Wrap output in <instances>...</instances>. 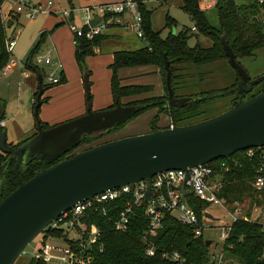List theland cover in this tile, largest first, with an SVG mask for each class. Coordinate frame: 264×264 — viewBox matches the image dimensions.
Here are the masks:
<instances>
[{"label": "trees", "instance_id": "obj_1", "mask_svg": "<svg viewBox=\"0 0 264 264\" xmlns=\"http://www.w3.org/2000/svg\"><path fill=\"white\" fill-rule=\"evenodd\" d=\"M5 0H0V44L2 56L0 59V69L10 61V55L6 51L5 37L6 31L2 22L1 8ZM143 16V29L145 40L148 45L136 50H119L114 52V60L111 64L113 77L111 88L114 103L108 109L117 107L130 108L133 112L120 123L109 126L105 131L94 134H85L79 143L68 148L53 162H46L41 157L33 156L29 163L19 167V176L26 182L43 168H48L76 153L77 148L87 145L90 142L99 141L109 133H115L132 119H135L149 111L156 109V114L151 119L150 132L170 128V125L183 126L202 121L201 116L205 113L204 104L215 97L226 95L233 96V104L240 99L246 100L264 91V77L256 78L252 88L245 91L246 96L239 91L241 76L238 73L235 83L229 87L208 92H186L191 90L187 84V77L191 72L183 65L194 64L204 65L221 60L231 62L232 55L235 63L244 67L241 58L252 56L255 51L264 48V22L262 11L264 2L259 0H217L215 7L220 20V27L215 28L209 22L206 11L202 8L201 0H182V8L190 15L194 27L201 34L209 37L213 41V46L209 48L197 44L190 46L189 32L184 30L178 34L170 33L167 37H162L161 31L154 30L152 26L153 11L149 9L143 0H137ZM73 6L74 0H68ZM16 17V16H15ZM14 17V18H15ZM17 19V18H15ZM166 25L172 27L176 20L169 15ZM13 20H11V23ZM46 32H43L38 42L33 46L26 66L29 70L40 74L43 81V74L40 67L33 62L34 54L46 41ZM106 39L105 34H100L93 39L79 38L75 42V57L83 71L85 69V59L94 55L96 47H100ZM156 66L160 69L164 82V94L161 96L140 97L153 91L152 85L124 84L120 76V70L129 67ZM187 70V71H184ZM86 75L89 73L86 71ZM202 79L210 77L209 74H202ZM252 79L251 80H256ZM66 77H61L59 83L66 82ZM52 84V85H56ZM262 86V88H256ZM46 90V86H44ZM183 89L184 91H181ZM180 90L182 93H179ZM38 93H35L33 101V111L38 103ZM43 96V95H42ZM41 96V105L48 101ZM140 97L124 101L127 98ZM91 98V96H90ZM232 104V106H233ZM231 106V107H232ZM41 107V106H40ZM107 110V109H106ZM40 112V108H39ZM166 115L170 119L167 127L160 126L161 116ZM205 120V118H203ZM208 119V118H207ZM36 121V119H35ZM56 126V125H54ZM41 127L47 130L53 126L41 120ZM37 129V123H36ZM38 134L37 131L25 141L17 144L10 143L14 147L22 145L27 140ZM92 147V146H91ZM248 155V149L234 153L229 159L220 158L212 161L211 166L220 168L222 162L229 163L230 168L223 173V188L220 196L225 199L226 204L243 202L249 198L253 205L264 208V188L258 189L254 185L256 169L259 165V154ZM9 158V154L0 151V166ZM14 159L5 172L3 188L0 192V201L12 193L19 186V179L15 173ZM188 203L195 208L198 216H202L203 211L208 207V203L194 195L187 196ZM84 222L90 226L96 224L100 229L97 243L84 249L79 253L83 264H177L174 261L163 258V253L168 251H178L187 259L188 264H211V257L214 252L211 245L207 246L205 235L196 236L192 226L181 223L175 216L168 213L164 222V227L153 237L156 248L154 256L146 253V244L142 237L147 230L149 223L143 206L137 208L136 215L131 217L129 228L125 232L117 231L109 216H104L93 209L87 211ZM56 236H61V232H53ZM213 242V240H212ZM71 246L73 242H69ZM225 264H264V229L259 220L240 219L233 224L229 238L223 248ZM31 264H47L38 258H33Z\"/></svg>", "mask_w": 264, "mask_h": 264}, {"label": "water", "instance_id": "obj_2", "mask_svg": "<svg viewBox=\"0 0 264 264\" xmlns=\"http://www.w3.org/2000/svg\"><path fill=\"white\" fill-rule=\"evenodd\" d=\"M99 20L95 18L91 24L95 25ZM230 54L231 63L241 76L239 91L245 97V91L258 80H251L247 70L236 64L235 57ZM1 56L0 44V59ZM87 91L89 93L88 85ZM43 93L39 75L38 103L34 110L38 134L18 147L8 143V134L2 124L5 107L0 100V150L9 154L0 166V192L5 172L14 159V170L19 179V186L0 201V264H15L27 245L44 233L51 221L79 201L142 179L149 181L146 198L151 199V178L159 172L188 171L190 167L220 158L229 159L238 151L264 146L262 91L199 122L111 140L76 152L41 169L24 182L19 176V167L29 163L33 156L52 162L79 143L83 135L103 132L133 112L124 107L98 112L89 108L82 116L43 130L39 117ZM182 193L184 195L185 185ZM206 216L218 219L209 212ZM211 244L212 240H207L206 245Z\"/></svg>", "mask_w": 264, "mask_h": 264}, {"label": "rangeland", "instance_id": "obj_3", "mask_svg": "<svg viewBox=\"0 0 264 264\" xmlns=\"http://www.w3.org/2000/svg\"><path fill=\"white\" fill-rule=\"evenodd\" d=\"M26 1L33 5L41 6L43 12L34 19H28L25 17L24 13L20 14L23 27L18 37L17 45L14 48V56L19 61V64L16 65L15 63L13 70L10 72L13 73L12 78L8 79L5 75L0 79V98L4 99L7 103L5 120L8 130V143L13 144L25 141L37 131L35 115L33 113V99H35V93L39 90V82L35 72L30 71L26 63L31 49L38 42L43 32H46V41L34 54L33 62L42 70L43 85L48 87L42 96L43 99L45 100L47 97L51 96V99L41 105L39 112L40 119L48 123L49 126L59 125V123L61 124L66 121L57 120L62 116H64L63 119H65L70 117V114L72 115L73 113H80L82 111L85 112L89 108L97 112L110 108L114 103L111 88L113 77V68L111 64L114 60V52L119 50H136L148 45L146 40L140 38L137 32L130 29L124 27H111L106 29L103 33L106 39L102 42L99 52L85 59V69L89 73L88 79L90 81L88 93L84 81L86 71H83L75 57V34L71 30L69 23L58 13H55V6L60 5L68 9L71 4H69L68 0ZM216 1L217 0H201V5L206 11L207 18L212 26L219 28L220 20L215 7ZM8 2V7L13 6L11 9L15 11L16 3L13 0H8ZM50 3L52 4L50 5ZM77 4L79 6L80 2H77ZM145 4L153 11L152 26L154 30L161 31L162 37L165 38L170 33L178 34L184 30L191 29L188 39L190 46L193 47L197 44L205 48L213 46V41L209 37L201 34L195 29L190 15L182 8V0H148L145 1ZM168 15L176 20V24L172 27L166 25ZM12 16L15 17L14 14ZM261 17L264 22V10L262 11ZM15 18H17V16ZM80 22L81 20L79 19L75 21L76 24H80ZM41 25L43 26L41 27ZM115 35L118 36L115 37ZM49 51H52V55H50L52 61L48 63H37V59L39 57H46ZM56 54L61 62L55 63ZM239 60L252 79L264 76V48L255 51L252 56ZM53 63L55 64L53 65ZM183 66L188 68V71H184L191 72L192 74L187 77V84L190 86L191 90L186 92L200 93L229 87L235 83L236 76L239 73L238 69L229 60H221L204 65L185 64ZM152 67H138V70ZM62 70H64L66 74L67 81L52 85V82L48 81L47 76L55 73L56 76L60 77V72ZM23 73L28 75L22 76ZM202 74H209L210 77L202 79ZM62 85L66 93V101H63L62 99L64 98L61 97L64 92L56 93ZM260 88H262V86L256 88L255 91ZM181 91L184 90L181 89ZM181 91L179 93H182ZM232 104L233 96L231 95L215 97L204 104L203 110L205 113L201 118L204 120L203 118L207 119L221 114L231 108ZM155 113V109L146 111L139 117L126 123L121 130L112 134L109 133L99 141H92L88 146L90 145L91 148V146L93 147L111 140L133 136L139 133H146L150 128L149 120ZM78 115L80 114H76V116ZM159 124L162 126L168 125L165 121ZM86 148L87 145H83L77 148L76 152H80ZM241 207L243 212L250 218H256L258 214H261V218H264V208L261 210L262 207L259 208L257 205H253L249 198L241 203ZM207 210L213 214L214 217L221 218L226 223L231 222L230 212H232V210L230 207L227 206L225 208L219 204H210ZM220 224L222 223H213L215 226ZM43 236L44 234L41 233L29 243L15 264H31L32 259L36 258L42 245ZM205 236L213 240L211 244L212 252L221 250L222 242L219 240L216 230L207 231ZM50 241L54 246L65 247L66 245L65 241L61 238H50ZM56 254L60 255V253ZM47 264L61 263L54 260Z\"/></svg>", "mask_w": 264, "mask_h": 264}, {"label": "built area", "instance_id": "obj_4", "mask_svg": "<svg viewBox=\"0 0 264 264\" xmlns=\"http://www.w3.org/2000/svg\"><path fill=\"white\" fill-rule=\"evenodd\" d=\"M13 1L16 3L15 13H24L28 19H34L43 12L41 6L33 5L26 0ZM259 2L263 3L264 0H259ZM56 13L69 22L70 28L75 34L74 43L79 38L93 39L111 27L130 29L137 32L138 36L145 40L143 16L137 0H118L103 4L74 6L68 9L59 8ZM76 16H80V24L75 23V18L74 20L71 19ZM95 18H100V20L97 24L92 25L91 22ZM16 21L11 23V20L2 16L6 31V51L11 59L0 69V78L10 72L15 63L19 64L14 56V48L17 45L18 35L22 31V27ZM42 62H51V57L49 55L39 57L37 63ZM23 74L24 76L27 75L26 73ZM47 79L52 84L60 81V77L56 76L55 73L48 75ZM172 127H174L173 124L170 125V128ZM255 148L258 149L257 153L260 161L255 171L254 185L256 188L262 189L264 188V146ZM255 154L256 150L253 148L248 149L249 156ZM229 168V163L222 162L220 168H215L207 163L190 167L188 171L170 169L159 172L151 178V199L146 198L149 181L148 179H142L134 184L130 183L107 189L92 198L79 201L49 223L43 233V242L36 258L46 263L56 260L61 264H83L78 252L73 247L76 246L79 253H81L84 249L97 243L100 235V229L96 224L88 226L84 222L88 210L93 209L104 216H109L113 221L115 230L125 232L129 228L131 217L136 215L137 208L143 206L144 213L149 221L147 230L142 237L147 246L146 253L148 256L156 254L152 239L163 229L166 215L170 213L181 223L192 226L196 236L205 235L209 230H216L219 240L222 242V248L212 254L211 264H225L224 244L229 238L233 224L236 221L240 219L259 220L264 229V218H261V214H258L256 218H250L243 212L241 202L228 205L225 199L220 196L223 188V173ZM183 185H185L184 195L182 193ZM189 195H194L207 202L208 206L219 204L225 208L230 207L232 210L230 212L231 222L226 223L221 218L212 219L206 216V213L209 212L208 207L203 211L201 217L198 216L195 208L187 201ZM215 222L222 224L215 226L213 225ZM56 231L61 232V236H56L53 233ZM54 237L63 239L66 243L65 247L54 246L50 241V238ZM69 242H73V245L71 246ZM56 253H60V255ZM162 256L177 264H188L187 259L178 251H166Z\"/></svg>", "mask_w": 264, "mask_h": 264}, {"label": "crops", "instance_id": "obj_5", "mask_svg": "<svg viewBox=\"0 0 264 264\" xmlns=\"http://www.w3.org/2000/svg\"><path fill=\"white\" fill-rule=\"evenodd\" d=\"M115 1H118V0H74V2H73V6H70V7H79V6H83V5H88V4H103V3H108V2H115ZM162 1V0H161ZM77 2H80V4H79V6H78V4H77ZM8 0H5L4 1V3L2 4V8H1V15L3 16V18H5V19H8V20H13V21H15V20H17L16 21V23L17 24H19V25H21V27H23V24L21 23V17H20V14H16L15 13V11L13 10V9H11V7L13 8V6H9L8 7ZM56 7V8H55ZM54 8H55V13H56V10H58L59 8H63L62 6H60V5H58V6H55ZM69 7V8H70ZM5 8V9H4ZM15 15V16H17V19H15L12 15ZM19 16V17H18ZM62 17V16H61ZM80 16H76V17H72L71 19H73L74 20V18H75V20L74 21H76V20H81L80 18H79ZM63 18V17H62ZM64 19V18H63ZM65 21H67L66 19H64ZM68 22V21H67ZM69 23V22H68ZM16 24V25H17ZM43 25H41V27H42ZM21 34V33H20ZM19 34V35H20ZM19 35H18V37H19ZM118 35H115V37H117ZM17 42H18V40H17ZM75 44V43H74ZM99 48L100 47H96V49H95V52H99ZM52 51H49V52H47V54L46 55H52V53H51ZM51 53V54H50ZM54 60V59H53ZM51 61H52V59H51ZM55 63L56 62H59L60 61V59L58 58V55L56 54V58H55ZM61 62V61H60ZM55 63H53V65L55 64ZM52 64V63H51ZM17 65V64H16ZM139 67H145V66H139ZM148 67H152L151 65H149ZM14 68V67H13ZM13 68H12V70H13ZM143 70H138V67H129V68H123V69H121L120 70V76L122 77V79H123V83L124 84H139V85H152L153 86V91L152 92H150V93H148V94H144V95H141L140 97H151V96H161V95H163L164 94V91H165V89H164V82H163V78H162V75H161V71H160V69L158 68V67H156V66H154V67H152V68H142ZM11 70V71H12ZM10 71V72H11ZM30 71H32V70H30ZM10 72H8L7 74H6V77L8 78V79H10V78H12V74L13 73H10ZM35 74L37 75V79H38V82H39V73H37V72H35ZM28 75V74H27ZM27 75H25V76H27ZM22 76H24V74L22 75ZM4 77V76H3ZM2 77V78H3ZM30 77V76H29ZM61 77H66V74H65V72H64V70H62L61 72H60V78ZM89 75H86L85 76V78H84V81H85V85H86V89H87V85L89 86V89H90V81H89ZM1 79V78H0ZM67 79V78H66ZM152 80V81H151ZM154 80V81H153ZM153 82V83H152ZM59 88V87H58ZM64 89V87H63V85H62V87L60 86V88L57 90V92L56 93H59V92H64L63 94H62V98H64V99H62L63 101H66V99H67V97L65 98V91L63 90ZM46 90H44V92H45ZM81 93H82V91H81ZM44 94V93H43ZM139 96L138 97H131V98H127V99H124V101L126 102V101H128V100H132V99H138V98H140ZM49 99H51V96H49V97H47V100H49ZM0 100H2L3 102H4V107H5V111H4V116H3V119H2V122H3V126L5 127V129H6V132H7V134H8V130H7V128H6V126H7V124H6V120H5V113H6V105H7V103H6V101L4 100V99H2V98H0ZM33 101H34V99H33ZM82 108H83V105H82ZM86 109V108H85ZM82 110V109H81ZM91 110H92V108H91ZM151 110H153V109H151ZM156 110V109H155ZM87 111H88V109L84 112V111H82V112H80V113H73L72 115L70 114L69 116L70 117H68V118H65V119H63L64 118V116H62L60 119H57V120H66V121H64V122H67V121H70V120H72V119H75V118H77V117H79V116H82V115H84L85 113H87ZM93 111V110H92ZM101 111V110H100ZM94 112H97V111H94ZM33 113H34V111H33ZM76 114H80V115H78V116H76ZM156 114V113H155ZM154 114V115H155ZM154 115L152 116V118L154 117ZM61 116V115H60ZM68 116V115H67ZM75 116V117H74ZM163 117H165V118H163ZM151 118V119H152ZM151 119L149 120V123H150V121H151ZM166 119V120H165ZM162 121H165V122H167L168 123V125L170 124V119L168 120V116H166V115H162L161 116V120H160V122H162ZM64 122H62V123H64ZM36 123V122H35ZM60 124V123H59ZM168 125H165V126H162L161 124H160V126H162V127H167ZM150 132V128H149V130L148 131H146V133H149ZM139 134H145V132L144 133H139ZM139 134H137V135H139ZM134 136V135H133ZM128 137V136H127ZM124 138V137H123ZM263 208H261V210H262ZM260 210V211H261Z\"/></svg>", "mask_w": 264, "mask_h": 264}, {"label": "flooded vegetation", "instance_id": "obj_6", "mask_svg": "<svg viewBox=\"0 0 264 264\" xmlns=\"http://www.w3.org/2000/svg\"><path fill=\"white\" fill-rule=\"evenodd\" d=\"M55 160H56V159H55ZM55 160H54V161H55ZM52 162H53V161H52Z\"/></svg>", "mask_w": 264, "mask_h": 264}]
</instances>
